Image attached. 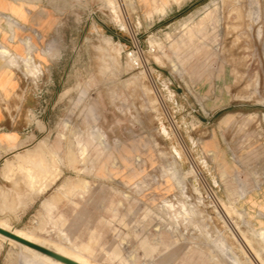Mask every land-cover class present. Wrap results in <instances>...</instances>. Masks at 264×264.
<instances>
[{
	"label": "rangeland",
	"instance_id": "374dc122",
	"mask_svg": "<svg viewBox=\"0 0 264 264\" xmlns=\"http://www.w3.org/2000/svg\"><path fill=\"white\" fill-rule=\"evenodd\" d=\"M23 2L62 21L23 39L0 223L94 264H264V0Z\"/></svg>",
	"mask_w": 264,
	"mask_h": 264
},
{
	"label": "crops",
	"instance_id": "0c3cea01",
	"mask_svg": "<svg viewBox=\"0 0 264 264\" xmlns=\"http://www.w3.org/2000/svg\"><path fill=\"white\" fill-rule=\"evenodd\" d=\"M23 4L0 0V43L12 56L0 52V160L23 147L22 111L30 102L17 66L26 53L24 36L29 34L28 28L33 27L44 36L62 21L56 9H42L37 5L29 9L25 2Z\"/></svg>",
	"mask_w": 264,
	"mask_h": 264
},
{
	"label": "bare ground",
	"instance_id": "6f19581e",
	"mask_svg": "<svg viewBox=\"0 0 264 264\" xmlns=\"http://www.w3.org/2000/svg\"><path fill=\"white\" fill-rule=\"evenodd\" d=\"M0 51L3 52V53L7 52L6 48H4V47L1 48ZM0 227L4 228V229H6V230H8V231L20 236V237H23V238H25V239H27V240H29L31 242H34V243H36L38 245H41V246H43V247H45L47 249H50V250H52V251H54V252H56V253H58L60 255H63L65 257L69 258V259H72V260H74V261H76V262H78L80 264H94V263L86 260L85 258H83L81 255L76 254V253L70 251L69 249H66L65 247L59 246L57 244H52V243L46 241V239H44V238L42 239V238H40L38 236H35V235L25 234V233L19 232L17 230H13V229L9 228V226H7L6 224H3V223H0ZM258 234L262 238H264V231H260ZM0 238L7 239L13 245L17 246L21 250L29 252L30 254H32V256L36 260H38L42 264H66V263L61 262V261H59L57 259H54L51 256H49V255H47L45 253H42V252H40V251H38V250H36V249H34L32 247H29V246H27V245H25V244H23V243H21V242H19L17 240H14V239H12L10 237H7V236H5V235H3L1 233H0Z\"/></svg>",
	"mask_w": 264,
	"mask_h": 264
},
{
	"label": "water",
	"instance_id": "95a60500",
	"mask_svg": "<svg viewBox=\"0 0 264 264\" xmlns=\"http://www.w3.org/2000/svg\"><path fill=\"white\" fill-rule=\"evenodd\" d=\"M0 233L5 235V236H7V237H10V238H12L14 240H17V241H19V242H21V243H23V244H25V245H27L29 247H32V248H34V249H36V250H38V251H40L42 253H45V254L51 256L52 258L57 259V260H59L61 262H64L66 264H80V263H78V262H76V261H74L72 259H69V258H67V257H65L63 255H60V254H58V253H56V252H54V251H52L50 249H47V248H45V247H43L41 245H38V244H36L34 242H31V241H29V240H27V239H25L23 237H20V236L14 234V233L2 228V227H0Z\"/></svg>",
	"mask_w": 264,
	"mask_h": 264
}]
</instances>
